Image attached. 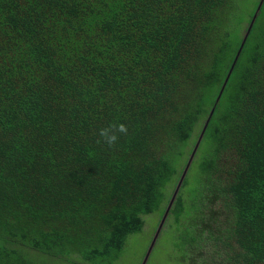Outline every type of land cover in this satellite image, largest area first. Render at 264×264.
I'll return each mask as SVG.
<instances>
[{"label":"trees","instance_id":"1","mask_svg":"<svg viewBox=\"0 0 264 264\" xmlns=\"http://www.w3.org/2000/svg\"><path fill=\"white\" fill-rule=\"evenodd\" d=\"M166 209L264 264V0H0V264H116Z\"/></svg>","mask_w":264,"mask_h":264},{"label":"rangeland","instance_id":"2","mask_svg":"<svg viewBox=\"0 0 264 264\" xmlns=\"http://www.w3.org/2000/svg\"><path fill=\"white\" fill-rule=\"evenodd\" d=\"M246 25V23H243L240 29V35L243 36L242 41H244L247 36V34L245 35ZM189 147L190 144L188 145V148ZM189 156L190 155H188V158ZM162 216V213L155 212L144 217L145 223L142 231L139 234L131 235V239L127 242L128 250L122 254L116 264H191L189 262L193 258L197 259L198 262L207 259V253H204L202 256L200 255V257H198L197 254L187 256L183 254L185 250L182 252L176 250L173 244L175 238L174 229L169 226V224L173 222L171 217L169 218L166 215L162 226L156 233ZM154 237V243L149 255L144 261L146 252Z\"/></svg>","mask_w":264,"mask_h":264},{"label":"clouds","instance_id":"3","mask_svg":"<svg viewBox=\"0 0 264 264\" xmlns=\"http://www.w3.org/2000/svg\"><path fill=\"white\" fill-rule=\"evenodd\" d=\"M127 127L124 124H114L99 131V136L109 147H113L119 139V135H126Z\"/></svg>","mask_w":264,"mask_h":264},{"label":"water","instance_id":"4","mask_svg":"<svg viewBox=\"0 0 264 264\" xmlns=\"http://www.w3.org/2000/svg\"><path fill=\"white\" fill-rule=\"evenodd\" d=\"M260 3H261V1H260ZM258 7H259V6H258ZM254 17H255V15L253 16V19H252V21L250 22V24H249V26H248V30L245 32V35H246V34L248 33V31H249V29H250V27H251V25H252V22H253V20H254ZM239 50H240V49H239ZM229 73H230V71L228 72V75L226 76V78H225V80H224V83H223V85H222V88H223V86H224V84H225V82H226V80H227V78H228V76H229ZM222 88H221V90H222ZM220 92H221V91H220ZM218 98H219V96H218ZM212 111H213V108L210 110V114L212 113ZM208 119H209V117L206 119L205 124H204V127L206 126ZM204 127H203V128H204ZM201 135H202V132H201V134H200V137H201ZM197 145H198V142L195 144L194 150H195V148H196ZM192 155H193V153L191 154V156H190V158H189V160H188V162H187V164H186V166H185V168H184V171H183V173H182L181 179H182L184 173L186 172V169H187V167H188V165H189V163H190V160H191ZM181 179L179 180V182H178V184H177V186H176V188H175V190H174V193H173V195H172V198H171L170 201H169V205H168V207L170 206V204H171L172 201H173V198H174V196H175V194H176V192H177V190H178V187H179V184H180V182H181ZM166 213H167V209H166V211L164 212V214H163V216H162V218H161V221H160V223H159V226H158V229H157L156 233L159 231L160 227L162 226V223H163V221H164V218H165V216H166ZM154 240H155V237H154V239L152 240L151 245H150V247L148 248V251L146 252V256H145V258H144V261L146 260V258H147V256H148V253H149V251H150V249H151V247H152V245H153V243H154Z\"/></svg>","mask_w":264,"mask_h":264}]
</instances>
